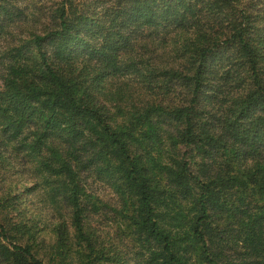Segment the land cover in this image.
<instances>
[{
    "label": "trees",
    "instance_id": "16d2710c",
    "mask_svg": "<svg viewBox=\"0 0 264 264\" xmlns=\"http://www.w3.org/2000/svg\"><path fill=\"white\" fill-rule=\"evenodd\" d=\"M26 1L0 0V264H264V0Z\"/></svg>",
    "mask_w": 264,
    "mask_h": 264
},
{
    "label": "rangeland",
    "instance_id": "374dc122",
    "mask_svg": "<svg viewBox=\"0 0 264 264\" xmlns=\"http://www.w3.org/2000/svg\"><path fill=\"white\" fill-rule=\"evenodd\" d=\"M25 1L26 0H23V2H21V5H23V3ZM26 3H27V1L24 4H26ZM2 43H4V42H2ZM139 52L142 54V53H144V50L140 49ZM217 53L219 55L209 57V63H208L209 67H211L212 65H214V66L218 65L220 63V60L224 57L223 54H225V55L228 54V52H224L223 54H221V51H218ZM0 72H1V68H0ZM0 83H1V81H0ZM85 190H86V194L89 195L90 198H92L93 201H96V203H98V205L100 206L101 210L99 213L104 211L107 218H108V216L111 217L112 215L116 214V212L119 211L117 199H116L115 195L108 188V186L105 185L104 183L94 181L90 177L86 178L85 179ZM24 199L26 200L25 202L28 205L30 204L31 201H33L34 203H36V201H37V199L35 197L32 198V195L26 196V197L23 196L21 201H23ZM43 205L44 204L41 203L39 208L43 207ZM45 210L47 211V213H49V210L47 209V207ZM95 218L97 219L98 216H96ZM100 228L102 229L103 233H105L109 237H111L113 235V233H115L117 230H121L122 226H121V224L112 223L111 219L108 218V219L103 220Z\"/></svg>",
    "mask_w": 264,
    "mask_h": 264
}]
</instances>
